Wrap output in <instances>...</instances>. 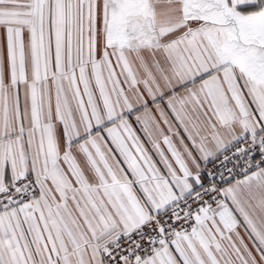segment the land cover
I'll list each match as a JSON object with an SVG mask.
<instances>
[{
  "label": "snow or ice",
  "instance_id": "6c2138e0",
  "mask_svg": "<svg viewBox=\"0 0 264 264\" xmlns=\"http://www.w3.org/2000/svg\"><path fill=\"white\" fill-rule=\"evenodd\" d=\"M0 264H264V0H0Z\"/></svg>",
  "mask_w": 264,
  "mask_h": 264
}]
</instances>
